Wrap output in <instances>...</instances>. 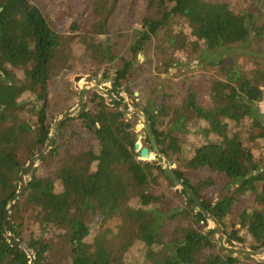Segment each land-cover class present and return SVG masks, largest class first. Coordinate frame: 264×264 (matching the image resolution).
<instances>
[{"label":"trees","instance_id":"16d2710c","mask_svg":"<svg viewBox=\"0 0 264 264\" xmlns=\"http://www.w3.org/2000/svg\"><path fill=\"white\" fill-rule=\"evenodd\" d=\"M236 5L0 0V264L30 263L2 228L22 169L45 149L54 129L49 70L56 64L70 72L99 70L92 74L111 92L136 100L133 86L152 73V46L165 72L194 67L196 73L150 86L156 99H147L144 109L159 148L222 224L229 245L264 244V115L258 108L264 0ZM61 6L63 30L53 22ZM118 10L131 32L107 31ZM103 32L105 40L96 35ZM92 97V109L62 125L12 210L8 233L34 252L36 264H243L219 250L194 201L173 186L158 162L142 157L139 143L152 149L147 136L140 140L127 126L136 116L118 112L96 93ZM40 167L44 175H38Z\"/></svg>","mask_w":264,"mask_h":264},{"label":"water","instance_id":"95a60500","mask_svg":"<svg viewBox=\"0 0 264 264\" xmlns=\"http://www.w3.org/2000/svg\"><path fill=\"white\" fill-rule=\"evenodd\" d=\"M82 80L86 81L89 87L81 88L79 86V83ZM75 82L78 91V105L74 109L63 113L62 116L54 123V129L45 149L40 154L33 157L29 161V163L22 169L19 179V188L15 196L10 200L8 208L5 212L2 233L11 246L21 248L29 255V264H36V257L34 252L31 251L24 242L10 235L7 230L12 210L15 204L24 196L27 188V182L32 174V171L40 164L42 158L49 152V150L53 148L55 140L65 121L69 118L77 117L83 112L87 111L85 102L89 93H97L103 99L108 100L110 102V105L118 112H121L122 114L129 117L136 116L140 119L143 126V133H141L138 138H145L147 136L149 138L150 147L152 149V151H150V149L147 147L142 148V157L146 159L153 158L155 161H157L164 171L165 176L172 182L173 186L181 192H185V194L194 201L195 205L197 206V211L203 214L209 225V228L214 231V235L217 240L216 242L218 243L219 250L221 252L227 254L230 258H234L243 264H250L253 260L258 261L259 264H264V244L260 247H255L256 245H253V248L251 250H246L243 246L237 244L229 245L228 237L222 224L213 214H211L205 208L202 201L198 198L195 192L184 182V180L181 177L177 176V174H175L168 158L159 148L149 115L147 114L145 109L141 105H139L137 99L134 100L129 95L123 96L122 92L109 91L108 86L102 84L103 80L100 79L97 83L96 79L92 76H77L75 78ZM138 95V93H135V97H137ZM124 98L127 100L128 104V109L125 110L119 108V106L117 105V103ZM127 126L131 127V123H128ZM140 128L141 127H138V129ZM136 148L139 150L140 145H137Z\"/></svg>","mask_w":264,"mask_h":264},{"label":"rangeland","instance_id":"374dc122","mask_svg":"<svg viewBox=\"0 0 264 264\" xmlns=\"http://www.w3.org/2000/svg\"><path fill=\"white\" fill-rule=\"evenodd\" d=\"M83 1V0H78ZM126 0H120V4H124ZM223 3H227L230 4L232 7H237L236 5V0H220ZM48 10L50 8H47ZM65 13V8H63V6H61L59 9H57V11L53 16V22L55 27L60 28L61 30H63V22L65 21V19L67 18V16H63ZM125 15V13H124ZM122 14L120 12V10H118L115 14V16L112 18V20L110 21L108 27H107V31L110 33H113L115 29H124L122 31H124L125 33L131 32L129 28L127 27V25H125V23L127 22V18L125 19V16L123 18H121ZM91 22H88V26H90ZM88 30V29H87ZM90 31V30H88ZM187 31H190L192 34H194L193 29L190 27L187 29ZM95 29L91 30V34L93 33V35L95 34ZM98 32V31H97ZM96 35H100L101 40H105L106 38H108V36L105 34V32H103V34H96ZM88 37H91L88 36ZM256 45V44H255ZM153 51H152V56L148 55V59H151L153 61V66H152V73H146V74H142L141 77L136 81V84L133 86V92L138 93L139 95L136 97V99L138 100L139 105H141L143 108L145 106H147V99H151V100H155L156 97L153 94H150V86L153 85V83H157L159 87V85H163L166 83V81L168 80H182L185 76L188 75H193L196 73L193 72L194 71V67H192L191 69H183V70H179L176 67H172L169 68V72H165V69L162 67L163 62L161 61V56L159 54H155V46H152ZM74 53V52H73ZM72 53V54H73ZM75 54V53H74ZM66 55L62 56V60ZM145 56V55H142ZM147 57V56H146ZM163 58V57H162ZM141 59V57H140ZM141 61H143L141 59ZM122 63V58H119V64ZM241 67L243 70H246L249 65L245 63V61L243 60L241 63ZM49 82H48V91H49V96H48V105H50V109H49V114L51 117H55L56 119L54 120V123L62 116L63 113H65L66 111L72 110L74 109L77 105H78V94H77V88H76V82H75V78L77 76H92L91 74L94 72H100L99 70L96 71H91V72H85V73H79L78 72H70V71H64V69L62 70L60 68L59 65H55V67H53V69L49 70ZM158 72H161L158 74ZM99 73V74H100ZM205 78H210L211 76V71L210 70H205L203 71ZM104 82V81H103ZM79 86L81 88H87L89 87V85L87 84L86 81L82 80L79 83ZM74 88V90L76 91V93L72 92V88ZM174 87V86H173ZM139 90H142V93L139 92ZM123 96H127L128 94L122 92ZM132 97V96H131ZM133 99L134 96L132 97ZM92 94H89L87 96L86 102H85V107L88 109H92ZM123 103L122 106H125L126 103V99H123ZM104 102L110 105V102L106 99H104ZM175 117L173 116V118H170L169 120H167L166 123H171L172 119H174ZM130 123L132 124V127L134 128L137 136H139L141 133H143L142 130V123L141 121H138L136 117H131ZM138 127H141L140 129H138ZM142 138H140L141 140ZM140 148H144L146 147V143L141 142L139 143ZM45 174V169L43 167H40L38 170V175H44ZM242 236L248 240H250V237L247 233L246 230L241 232ZM214 240H216V237L214 235ZM253 245H256L254 243L248 242L244 245H240V246H244V247H251L253 248ZM262 246V245H260ZM250 264H257L256 262H252ZM259 264V263H258Z\"/></svg>","mask_w":264,"mask_h":264},{"label":"flooded vegetation","instance_id":"af4514ba","mask_svg":"<svg viewBox=\"0 0 264 264\" xmlns=\"http://www.w3.org/2000/svg\"><path fill=\"white\" fill-rule=\"evenodd\" d=\"M92 75V77H94L95 79H96V81H97V83H98V81L101 79V80H103V78H101L99 75H93V74H91ZM104 81V80H103ZM102 84H104V85H107L108 86V90L110 91V86H109V84H107V83H105V82H103ZM72 88V87H71ZM72 90V92H74V93H76V91L74 90V88H72L71 89ZM77 94H78V92H77ZM89 94H94V93H89ZM97 94V93H96ZM78 97V96H77ZM78 101H79V99H78ZM123 101L124 100H121V101H119L118 103H123ZM79 103V102H78ZM118 103H117V105H118ZM126 103H127V101H126ZM122 109V108H121ZM128 109V108H127Z\"/></svg>","mask_w":264,"mask_h":264},{"label":"built area","instance_id":"2783aa9c","mask_svg":"<svg viewBox=\"0 0 264 264\" xmlns=\"http://www.w3.org/2000/svg\"><path fill=\"white\" fill-rule=\"evenodd\" d=\"M262 90H263V99L259 103L258 108H259L260 112L262 113V115H264V87L262 88Z\"/></svg>","mask_w":264,"mask_h":264},{"label":"bare ground","instance_id":"6f19581e","mask_svg":"<svg viewBox=\"0 0 264 264\" xmlns=\"http://www.w3.org/2000/svg\"><path fill=\"white\" fill-rule=\"evenodd\" d=\"M244 247V246H243ZM255 247H260V245H256ZM246 250H251L252 248L251 247H244ZM252 262H256L257 264H258V261H256V260H253ZM251 262V263H252Z\"/></svg>","mask_w":264,"mask_h":264}]
</instances>
